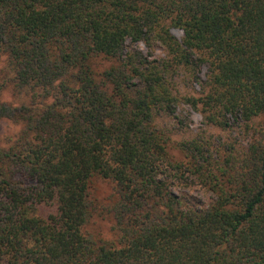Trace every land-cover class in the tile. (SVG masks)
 Instances as JSON below:
<instances>
[{
	"label": "trees",
	"instance_id": "obj_1",
	"mask_svg": "<svg viewBox=\"0 0 264 264\" xmlns=\"http://www.w3.org/2000/svg\"><path fill=\"white\" fill-rule=\"evenodd\" d=\"M5 89L0 264H264V0H0Z\"/></svg>",
	"mask_w": 264,
	"mask_h": 264
},
{
	"label": "rangeland",
	"instance_id": "obj_2",
	"mask_svg": "<svg viewBox=\"0 0 264 264\" xmlns=\"http://www.w3.org/2000/svg\"><path fill=\"white\" fill-rule=\"evenodd\" d=\"M172 34L178 39L181 40L183 37L182 31L178 29H172ZM140 50H142L145 54H147L148 49L143 45L140 44L138 46ZM153 58H160L164 57V51L162 48H155L152 52ZM205 72L206 69H204L202 78H205ZM178 90L180 91L181 94H187L190 91H199L200 88L198 85H194L191 82H188L187 80H179V86ZM1 101H4L9 104H14V105H19L22 103L23 99H20L18 97H15L11 91L9 90H4L1 95H0ZM179 115V121L183 122V125H177V121L175 120H168L166 122L167 126L169 129H172L173 132L176 133H181L183 132L185 137H190V136H197L200 135L201 133L203 134L204 137H209L210 135H224L223 133L220 134L219 131L212 129L211 127H208L204 124L203 117L200 113L193 111L190 107L186 105H181L179 107L178 111ZM180 131V132H179ZM232 136L234 138L237 137V139H241L242 143L246 141V137L243 135L240 129H235L234 132L232 133ZM180 136H176L175 140H179Z\"/></svg>",
	"mask_w": 264,
	"mask_h": 264
}]
</instances>
